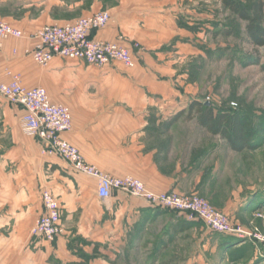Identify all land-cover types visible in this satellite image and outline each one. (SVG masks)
<instances>
[{"label":"crops","instance_id":"0c3cea01","mask_svg":"<svg viewBox=\"0 0 264 264\" xmlns=\"http://www.w3.org/2000/svg\"><path fill=\"white\" fill-rule=\"evenodd\" d=\"M215 1L0 0V20L26 33L2 41L0 82H9L10 72L20 73L24 85L44 86L54 103L70 106L72 129L63 138L112 176L131 174L156 192L214 186L218 165L206 175L210 161L195 159L198 146L180 127L192 123L210 132L195 117L172 116L188 106L173 105L180 96L176 82L184 85L189 76L187 62L214 51L204 42L206 31L218 25ZM26 6L44 8L32 16ZM101 9L111 20L92 36L128 45L133 68L114 63L97 74L85 60L56 56L47 66L34 61L30 51L36 41L30 35L36 25L67 23ZM25 112L0 92V264H122L121 257L135 255L143 228L162 214L155 216L146 199L119 189L100 200L96 177L44 152L40 139L25 131ZM44 190L62 208L63 231L53 242L30 231L45 210ZM164 212L177 232L194 224L183 213Z\"/></svg>","mask_w":264,"mask_h":264},{"label":"rangeland","instance_id":"374dc122","mask_svg":"<svg viewBox=\"0 0 264 264\" xmlns=\"http://www.w3.org/2000/svg\"><path fill=\"white\" fill-rule=\"evenodd\" d=\"M214 3L218 25L213 27V32L206 31L204 42L209 51L211 48L214 51L206 50L203 58L187 62L189 76L184 79L187 81L184 85L176 82L180 96L173 105L189 106L196 100L212 104L216 110L247 115L253 132L252 147L242 151L230 148L219 134L206 135L192 123L180 127L185 130L180 132L192 136L197 144L195 159L203 157L210 161L205 165L206 175L215 171V166L219 167L212 179L214 186L212 183L189 193L206 199L224 211L233 225L249 233L244 237L215 233L200 219L177 232L171 217L165 215L167 209L153 207L155 216L162 214V219L155 218L146 225V230L143 228L134 247L136 254L121 257L122 264H264V239L261 237L264 235V45L252 43L246 34V20L226 8L221 0ZM43 8L26 6L25 10L37 16ZM52 24L65 23H41L36 25L37 30ZM231 27L233 32L227 33ZM114 63L121 62L92 65L98 68L97 74H103L102 69L112 68ZM225 206L229 208L226 211Z\"/></svg>","mask_w":264,"mask_h":264},{"label":"built area","instance_id":"2783aa9c","mask_svg":"<svg viewBox=\"0 0 264 264\" xmlns=\"http://www.w3.org/2000/svg\"><path fill=\"white\" fill-rule=\"evenodd\" d=\"M111 20L108 10H99L65 24L44 25L31 34L36 45L30 51L34 61L47 66L54 57L61 56L85 60L93 65H107L119 61L125 67L136 65L135 55L128 45L117 41L96 39L92 31L102 28ZM25 30L9 21L0 20V47L9 37L23 38ZM139 47V44H135ZM9 82H0V92L10 101L25 109L23 128L36 135L44 145V152L64 157L77 171L93 175L97 179L98 197L106 201L116 189L146 199L153 207L183 213L190 220L200 219L215 233L246 236L241 226L232 224L230 217L196 193L181 194L177 191L155 192L139 178L112 176L87 161L80 149L63 138L72 129L73 113L70 106L53 102L44 86L28 87L23 84L20 73L10 72ZM45 210L32 225L33 235L55 241L62 230V208L58 198L49 190L42 193ZM259 236V235H258ZM264 239V235L261 236Z\"/></svg>","mask_w":264,"mask_h":264},{"label":"trees","instance_id":"16d2710c","mask_svg":"<svg viewBox=\"0 0 264 264\" xmlns=\"http://www.w3.org/2000/svg\"><path fill=\"white\" fill-rule=\"evenodd\" d=\"M221 2L241 19L247 21L246 34L252 43L264 45V0H221ZM228 32H233L232 27ZM196 114L200 126L211 134H219L226 139L229 147L233 150L242 151L252 147L251 136L253 132L247 122L248 117L246 114L231 110H216L212 104L193 100L186 109H182L173 115L172 120L179 118L191 119Z\"/></svg>","mask_w":264,"mask_h":264}]
</instances>
